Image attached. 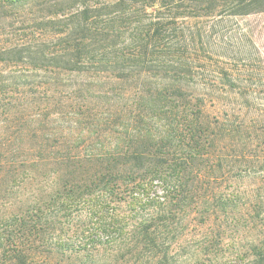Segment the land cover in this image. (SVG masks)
<instances>
[{"label":"trees","instance_id":"16d2710c","mask_svg":"<svg viewBox=\"0 0 264 264\" xmlns=\"http://www.w3.org/2000/svg\"><path fill=\"white\" fill-rule=\"evenodd\" d=\"M259 12L264 0H0V264L166 257L188 208L225 238L259 229L249 264H264V194L240 204L236 187L264 179L262 78L255 57L227 67L211 49L222 23ZM49 173L58 188L32 192Z\"/></svg>","mask_w":264,"mask_h":264},{"label":"rangeland","instance_id":"374dc122","mask_svg":"<svg viewBox=\"0 0 264 264\" xmlns=\"http://www.w3.org/2000/svg\"><path fill=\"white\" fill-rule=\"evenodd\" d=\"M216 29L218 31L212 34L211 49L219 54V57L216 56V58L227 63L226 65L219 63L220 65L234 67L235 62H239V60L242 63H249L244 59L249 56L255 57L254 63H257L256 66L262 78L256 84L259 88L257 97L264 103V12L232 18ZM220 92L224 96L229 95L227 92ZM236 182V187L241 195L240 204L248 202L254 192L264 194L263 177L257 179L245 177ZM126 210L127 207L124 205L121 211L129 214V211ZM187 210L189 211L187 212ZM187 210L184 212V217L176 218L175 222L169 226L168 230H171L172 227L174 230L169 236L168 243L171 244V249L170 254L166 257L151 254L137 256L136 252L131 255H123L125 251H121L117 252L119 257L118 260H115L103 249L95 264H249L254 259L250 247L254 245L253 239L259 236V229L254 231L251 238H244L231 231L225 238V236L223 237V226L220 228L217 225H206L205 219L194 209L188 208ZM132 225L130 222L129 228ZM244 252L247 253V257L243 261L237 260L235 255ZM66 256L55 257L53 255L49 259L55 260L52 264H68ZM88 263L90 262L88 261ZM44 264L47 263L44 262Z\"/></svg>","mask_w":264,"mask_h":264},{"label":"clouds","instance_id":"9594fccd","mask_svg":"<svg viewBox=\"0 0 264 264\" xmlns=\"http://www.w3.org/2000/svg\"><path fill=\"white\" fill-rule=\"evenodd\" d=\"M34 175H35L34 173L29 174L30 178H32ZM58 186H59V174L49 173V175L46 178L36 181L31 191L37 194L40 189H43L46 192H53L58 188Z\"/></svg>","mask_w":264,"mask_h":264}]
</instances>
